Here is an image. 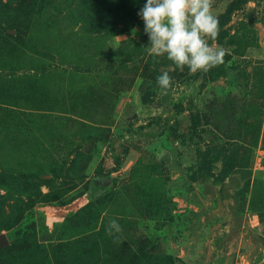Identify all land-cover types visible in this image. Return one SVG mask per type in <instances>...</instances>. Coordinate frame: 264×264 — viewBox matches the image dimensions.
Segmentation results:
<instances>
[{"label": "rangeland", "instance_id": "rangeland-1", "mask_svg": "<svg viewBox=\"0 0 264 264\" xmlns=\"http://www.w3.org/2000/svg\"><path fill=\"white\" fill-rule=\"evenodd\" d=\"M145 3L0 0V264H264V0H213L206 73Z\"/></svg>", "mask_w": 264, "mask_h": 264}, {"label": "clouds", "instance_id": "clouds-1", "mask_svg": "<svg viewBox=\"0 0 264 264\" xmlns=\"http://www.w3.org/2000/svg\"><path fill=\"white\" fill-rule=\"evenodd\" d=\"M213 0H146L137 13L143 20L144 34L148 37V51L156 56H167L177 68L208 72L224 63L226 50L210 46L219 33V21L212 12ZM138 29L131 30L135 37ZM127 38V37H125ZM172 77L167 71L157 77V84L166 95ZM108 234L122 232L121 226L112 220ZM116 242V241H114Z\"/></svg>", "mask_w": 264, "mask_h": 264}, {"label": "water", "instance_id": "water-1", "mask_svg": "<svg viewBox=\"0 0 264 264\" xmlns=\"http://www.w3.org/2000/svg\"><path fill=\"white\" fill-rule=\"evenodd\" d=\"M8 243L7 237L5 234H0V246L6 245Z\"/></svg>", "mask_w": 264, "mask_h": 264}]
</instances>
